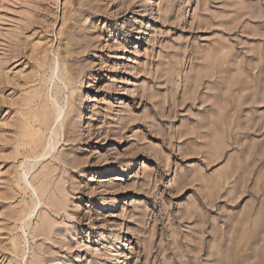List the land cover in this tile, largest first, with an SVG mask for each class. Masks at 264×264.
<instances>
[{
  "label": "rangeland",
  "instance_id": "1",
  "mask_svg": "<svg viewBox=\"0 0 264 264\" xmlns=\"http://www.w3.org/2000/svg\"><path fill=\"white\" fill-rule=\"evenodd\" d=\"M0 264H264V0H0Z\"/></svg>",
  "mask_w": 264,
  "mask_h": 264
},
{
  "label": "bare ground",
  "instance_id": "2",
  "mask_svg": "<svg viewBox=\"0 0 264 264\" xmlns=\"http://www.w3.org/2000/svg\"><path fill=\"white\" fill-rule=\"evenodd\" d=\"M53 146H50L43 154L45 155L46 153L48 154V150L50 149V150H52L51 148H52ZM55 147V146H54ZM45 149V148H44Z\"/></svg>",
  "mask_w": 264,
  "mask_h": 264
}]
</instances>
